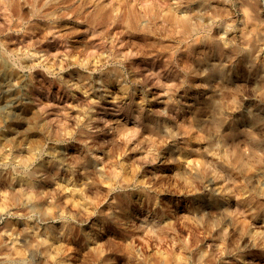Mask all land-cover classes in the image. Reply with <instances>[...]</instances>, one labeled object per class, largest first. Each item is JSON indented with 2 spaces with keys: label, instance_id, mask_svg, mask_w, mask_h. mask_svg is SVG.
Listing matches in <instances>:
<instances>
[{
  "label": "clouds",
  "instance_id": "clouds-1",
  "mask_svg": "<svg viewBox=\"0 0 264 264\" xmlns=\"http://www.w3.org/2000/svg\"><path fill=\"white\" fill-rule=\"evenodd\" d=\"M0 264H264V0H0Z\"/></svg>",
  "mask_w": 264,
  "mask_h": 264
},
{
  "label": "rangeland",
  "instance_id": "rangeland-1",
  "mask_svg": "<svg viewBox=\"0 0 264 264\" xmlns=\"http://www.w3.org/2000/svg\"><path fill=\"white\" fill-rule=\"evenodd\" d=\"M137 39H139V38H137Z\"/></svg>",
  "mask_w": 264,
  "mask_h": 264
}]
</instances>
